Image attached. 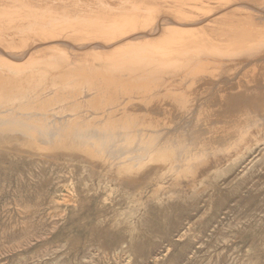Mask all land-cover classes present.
<instances>
[{
  "label": "bare ground",
  "instance_id": "bare-ground-1",
  "mask_svg": "<svg viewBox=\"0 0 264 264\" xmlns=\"http://www.w3.org/2000/svg\"><path fill=\"white\" fill-rule=\"evenodd\" d=\"M261 132L264 0H0V145L135 158L146 184L242 166Z\"/></svg>",
  "mask_w": 264,
  "mask_h": 264
},
{
  "label": "rangeland",
  "instance_id": "rangeland-1",
  "mask_svg": "<svg viewBox=\"0 0 264 264\" xmlns=\"http://www.w3.org/2000/svg\"><path fill=\"white\" fill-rule=\"evenodd\" d=\"M0 148V264H264V147L146 184L135 158Z\"/></svg>",
  "mask_w": 264,
  "mask_h": 264
}]
</instances>
